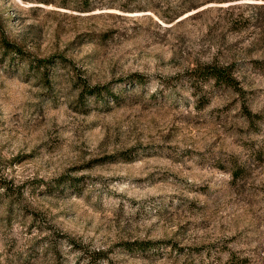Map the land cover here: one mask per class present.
Segmentation results:
<instances>
[{
  "label": "rangeland",
  "instance_id": "obj_1",
  "mask_svg": "<svg viewBox=\"0 0 264 264\" xmlns=\"http://www.w3.org/2000/svg\"><path fill=\"white\" fill-rule=\"evenodd\" d=\"M0 33L66 57L43 83L0 56V264H264V0H0ZM208 61L235 87L191 94ZM131 71L117 100L73 107L75 74ZM60 172L81 176L35 183Z\"/></svg>",
  "mask_w": 264,
  "mask_h": 264
},
{
  "label": "trees",
  "instance_id": "obj_2",
  "mask_svg": "<svg viewBox=\"0 0 264 264\" xmlns=\"http://www.w3.org/2000/svg\"><path fill=\"white\" fill-rule=\"evenodd\" d=\"M0 56L7 59L16 58L25 63L26 68H29L38 75L39 79L43 83L49 81L50 69L53 63L59 61H65L66 57L61 52H49L46 54L38 55L33 54L21 47L17 42L8 39L2 33H0ZM185 79L190 89V93L195 95L196 88H201L209 83L217 85L235 87V74L232 62L226 61L223 63L216 61H208L198 63L189 69L185 70ZM139 73L131 71L121 76H116L103 81L89 82L79 74H75L71 78V84L75 88V93L71 102L73 107L77 109H85L90 101L108 103L109 101H115L121 95L122 92V80L124 79L127 83L139 80ZM203 101V100H202ZM241 114L245 118V121L249 127H254L256 120L254 112H251L245 104L240 101ZM130 147L123 148L118 152H110L94 159H102L104 157H111L115 153H120L122 157H128V150ZM229 172L231 175L234 174L235 168L230 167ZM81 174H73L69 172H60L47 180L40 179L36 180L35 183L41 182L43 186L48 189L54 187L69 185L75 183ZM6 189L4 184V177L0 175V187ZM137 247H146L154 245L161 241L160 238H136L132 240ZM126 244V242H123ZM101 249H96L98 256L105 259V254L101 253ZM107 259V258H106Z\"/></svg>",
  "mask_w": 264,
  "mask_h": 264
}]
</instances>
